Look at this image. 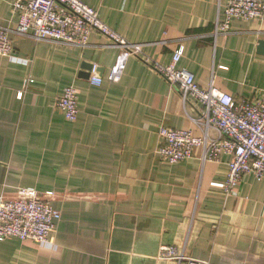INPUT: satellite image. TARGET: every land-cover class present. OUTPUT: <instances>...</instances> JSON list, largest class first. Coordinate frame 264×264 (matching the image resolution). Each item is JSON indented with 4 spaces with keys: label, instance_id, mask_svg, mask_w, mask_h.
I'll list each match as a JSON object with an SVG mask.
<instances>
[{
    "label": "crops",
    "instance_id": "crops-1",
    "mask_svg": "<svg viewBox=\"0 0 264 264\" xmlns=\"http://www.w3.org/2000/svg\"><path fill=\"white\" fill-rule=\"evenodd\" d=\"M142 58L176 65L197 85H213L236 101L264 90V23L235 20L214 34L229 0H80ZM14 0H0V27L10 31L15 54L0 58V195L19 187L52 192L61 213L55 249L15 238L0 242V264H176L157 259L162 246L208 264H264V179L245 175L226 196L230 157H192L170 164L158 151V127L202 137L191 119L200 105L180 94L140 58L130 57L118 83L108 74L120 50L99 33L85 48L14 34ZM100 86L90 84L89 66ZM91 71V69H90ZM33 82L22 99L25 79ZM72 86L74 122L54 108ZM209 137H216L210 130Z\"/></svg>",
    "mask_w": 264,
    "mask_h": 264
},
{
    "label": "built area",
    "instance_id": "built-area-1",
    "mask_svg": "<svg viewBox=\"0 0 264 264\" xmlns=\"http://www.w3.org/2000/svg\"><path fill=\"white\" fill-rule=\"evenodd\" d=\"M12 11L18 18L13 32L20 37L80 48L88 46L89 36L94 32L106 37L113 47L120 50L108 74L111 83H118L127 60L137 57L178 91L184 105L198 103L197 117L191 120L202 130L201 138L194 137L189 131L172 130L165 125L158 127L162 141L158 155L164 161L174 164L189 159L195 148L202 150L203 161H217L222 154L229 156L226 180L221 186L226 196L236 192L245 175L264 179V90L258 91L250 101H236L213 85L202 89L191 73L176 68L182 49L175 51L171 64L167 66L142 58L140 45L121 38L99 19L94 8L80 0H14ZM235 20L264 23V0H229L215 23L214 34H228ZM9 33L8 29L0 27V58L28 64V60L16 56ZM90 76L91 85L102 84L95 66L91 68ZM32 82L25 79L17 93L18 99L23 98ZM54 108L67 121L74 122L79 113L75 88H64L56 97ZM210 130L216 133V137H209ZM53 198L52 192H40L29 187H19L9 200L0 195V242L15 238L55 249L51 239L61 213L52 207ZM157 259L176 264H208L184 256L173 246L160 247Z\"/></svg>",
    "mask_w": 264,
    "mask_h": 264
},
{
    "label": "water",
    "instance_id": "water-1",
    "mask_svg": "<svg viewBox=\"0 0 264 264\" xmlns=\"http://www.w3.org/2000/svg\"><path fill=\"white\" fill-rule=\"evenodd\" d=\"M257 51L259 54L264 55V41L261 40L258 42ZM88 66H89L88 70L90 72L91 66L90 65Z\"/></svg>",
    "mask_w": 264,
    "mask_h": 264
}]
</instances>
